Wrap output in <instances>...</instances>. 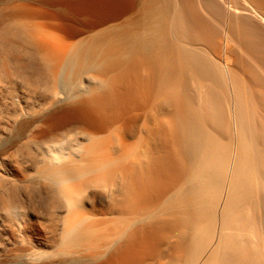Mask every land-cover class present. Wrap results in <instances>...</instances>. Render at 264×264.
Segmentation results:
<instances>
[{
	"label": "bare ground",
	"instance_id": "obj_1",
	"mask_svg": "<svg viewBox=\"0 0 264 264\" xmlns=\"http://www.w3.org/2000/svg\"><path fill=\"white\" fill-rule=\"evenodd\" d=\"M243 1L0 0V264H264Z\"/></svg>",
	"mask_w": 264,
	"mask_h": 264
},
{
	"label": "rangeland",
	"instance_id": "obj_2",
	"mask_svg": "<svg viewBox=\"0 0 264 264\" xmlns=\"http://www.w3.org/2000/svg\"><path fill=\"white\" fill-rule=\"evenodd\" d=\"M219 7H221V8H224L225 10H226V12H227V16H226V19H223L224 20V23L226 22V24H223V26L224 25H226L227 26V22L228 23H232L233 25H235L234 26V28H232V29H237V27H239L240 26V24H241V26L239 27V28H241L242 26H243V24L245 25L246 23V26L248 25L249 27L250 26H252V27H248L249 29L247 30V27L245 26V28H243V29H245V30H247V31H251V28H254V26L253 25H255V28H256V26H257V28H259V30L261 31V27L262 26H260L261 25V23L260 22H256L255 20H254V18H252V17H250V16H246L247 17V19H246V17H244L243 18V15H239V16H237V15H234V13H233V11L231 12V10H228V8L229 9H231V7L232 8H234V7H239L240 9H242V8H244L245 7V2L243 1V0H224L225 1V4L224 5H222V4H220L219 3V0H213ZM199 2H200V0H199ZM255 5V4H254ZM202 8V10L205 12V10H204V8L203 7H201ZM225 17V16H224ZM237 17L239 18V19H237ZM240 17H242V18H240ZM228 18V19H227ZM248 18H249V20H248ZM229 19H231V22H230V20ZM225 20H227V21H225ZM243 20V21H242ZM245 21H247V22H245ZM236 22H237V25H236ZM238 22H239V24H238ZM241 22V23H240ZM243 23V24H242ZM252 23H254V24H252ZM252 24V25H251ZM228 25H230V24H228ZM239 25V26H238ZM225 26V27H226ZM230 28L231 27H233L232 25H230L229 26ZM255 28L254 29H252L253 31L252 32H254V34L253 33H251L250 31V34L252 35H258V34H260V31H258V29H256L258 32H256V30H255ZM247 31H245L246 33H247ZM255 33H257V34H255ZM248 34V33H247ZM259 36L260 35H258V38H257V36L255 37L256 39H259ZM254 37V36H253ZM245 57V56H244ZM244 59H246V57L244 58ZM246 61H248V58H247V60ZM247 67H248V65H247ZM247 67H245L247 70H248V68ZM250 67V66H249ZM258 67V66H257ZM256 67V68H257ZM254 68H255V66H254ZM247 70H246V72H247ZM249 73V72H248ZM253 91H254V89H253ZM253 105H254V103H252ZM252 105V106H253ZM257 112V111H256ZM257 113H259V111L257 112ZM260 114V113H259ZM258 114V115H259ZM260 116V115H259Z\"/></svg>",
	"mask_w": 264,
	"mask_h": 264
}]
</instances>
